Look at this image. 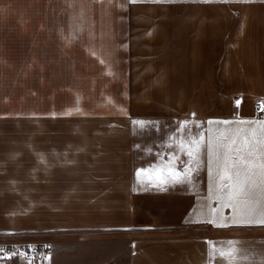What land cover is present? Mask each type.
Instances as JSON below:
<instances>
[{"label":"crops","instance_id":"crops-1","mask_svg":"<svg viewBox=\"0 0 264 264\" xmlns=\"http://www.w3.org/2000/svg\"><path fill=\"white\" fill-rule=\"evenodd\" d=\"M99 43L140 45L125 90L187 92V114L174 103L180 114L156 117L178 125L156 146L110 133L107 178L70 179L68 134L42 130L54 118L52 45ZM258 102L264 0H0V125L35 129L0 128V204L110 205L108 215H0V240L50 245L57 229L108 230L127 237V264H264ZM144 147L155 167L133 159Z\"/></svg>","mask_w":264,"mask_h":264},{"label":"rangeland","instance_id":"rangeland-1","mask_svg":"<svg viewBox=\"0 0 264 264\" xmlns=\"http://www.w3.org/2000/svg\"><path fill=\"white\" fill-rule=\"evenodd\" d=\"M112 14L106 13L103 18H112ZM115 14L117 17L123 15ZM147 47L144 46L143 53L148 52ZM141 52L140 45L125 43L52 45L54 118L52 123L42 125V130L68 134V140L63 142L69 143L70 179L84 175L86 181L91 180L97 172L107 178L110 156L115 153L110 150V133H116L118 138L125 137L126 132L145 133L135 136L143 138L136 141L156 146L157 138L162 137L158 133H169L171 137V133L178 130V125L160 122L156 117L180 114L174 113V103L180 104L182 115L187 114V92L125 90L126 80L135 78L131 76L132 71H140L134 65L142 62ZM0 128L13 132L35 130L30 123H6ZM119 150L118 155L123 154ZM156 158L153 147L133 153V159L147 167H155ZM117 164L119 166V161ZM94 169H98L97 172H93ZM101 183L107 184V179H101ZM109 206L108 203H12L0 204V215H96L97 212L108 215ZM117 209H124V205H117ZM54 218L48 222H60ZM13 222L29 225L43 221ZM50 237L52 244H47L51 250L47 264H127V237L122 233L57 229ZM18 260H12L13 263L0 261V264H40L25 258Z\"/></svg>","mask_w":264,"mask_h":264},{"label":"built area","instance_id":"built-area-1","mask_svg":"<svg viewBox=\"0 0 264 264\" xmlns=\"http://www.w3.org/2000/svg\"><path fill=\"white\" fill-rule=\"evenodd\" d=\"M258 116L264 114V105L255 104ZM50 255V247L42 242H28L22 240H0V261H12L25 258L35 263H43Z\"/></svg>","mask_w":264,"mask_h":264},{"label":"snow or ice","instance_id":"snow-or-ice-1","mask_svg":"<svg viewBox=\"0 0 264 264\" xmlns=\"http://www.w3.org/2000/svg\"><path fill=\"white\" fill-rule=\"evenodd\" d=\"M186 154L189 156L191 155L190 152L186 153ZM151 167L152 166L149 165V168H151ZM146 171H148V169H144V168L137 169V175L139 176L142 172H146ZM169 171H171V169ZM184 182H185V178L183 177L182 172L180 173V176L173 181V183H184ZM262 223H264V222H262Z\"/></svg>","mask_w":264,"mask_h":264}]
</instances>
